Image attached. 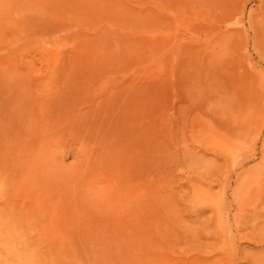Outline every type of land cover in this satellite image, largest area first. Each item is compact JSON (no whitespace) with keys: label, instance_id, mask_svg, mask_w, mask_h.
I'll return each instance as SVG.
<instances>
[{"label":"rangeland","instance_id":"374dc122","mask_svg":"<svg viewBox=\"0 0 264 264\" xmlns=\"http://www.w3.org/2000/svg\"><path fill=\"white\" fill-rule=\"evenodd\" d=\"M0 264H264V0H0Z\"/></svg>","mask_w":264,"mask_h":264}]
</instances>
